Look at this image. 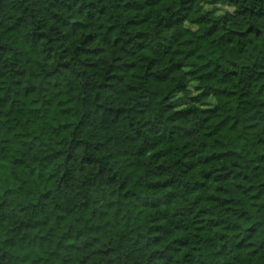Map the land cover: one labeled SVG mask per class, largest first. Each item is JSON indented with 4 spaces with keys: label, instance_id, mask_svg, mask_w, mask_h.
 <instances>
[{
    "label": "trees",
    "instance_id": "1",
    "mask_svg": "<svg viewBox=\"0 0 264 264\" xmlns=\"http://www.w3.org/2000/svg\"><path fill=\"white\" fill-rule=\"evenodd\" d=\"M30 2L0 28V259L264 264V0Z\"/></svg>",
    "mask_w": 264,
    "mask_h": 264
},
{
    "label": "clouds",
    "instance_id": "2",
    "mask_svg": "<svg viewBox=\"0 0 264 264\" xmlns=\"http://www.w3.org/2000/svg\"><path fill=\"white\" fill-rule=\"evenodd\" d=\"M0 5L4 6V10H0V28H6L8 24L11 23V20L8 19V13L6 9L9 8L24 9V8H30L32 6L30 0H0ZM45 7L47 6L45 5ZM205 8L213 13H215L217 9H220L221 14H223V12L225 11L228 12L233 11V7L228 4L227 0H223V3H221V0H217L216 3H212L211 0H206ZM51 11H55V7L51 9ZM16 14L18 15L19 12H16ZM214 18H218V17H214ZM84 104L86 106L85 107L86 111H89L94 106L93 98L87 92H85ZM77 114L79 115L80 113L78 112ZM89 115H91L90 111H89ZM85 119L87 120V117H85ZM79 131L80 130L77 129V132ZM97 131L98 129L96 127V124L94 122H91V127L85 129V133H86L85 138L94 135V133ZM101 147L107 148L108 146L101 145ZM4 260H8L9 264H11L12 258L5 256L3 259H0V264H4Z\"/></svg>",
    "mask_w": 264,
    "mask_h": 264
}]
</instances>
